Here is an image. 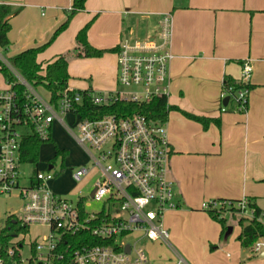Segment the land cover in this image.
<instances>
[{
	"label": "crops",
	"instance_id": "obj_1",
	"mask_svg": "<svg viewBox=\"0 0 264 264\" xmlns=\"http://www.w3.org/2000/svg\"><path fill=\"white\" fill-rule=\"evenodd\" d=\"M0 4L18 10L8 19L7 59L46 43L65 20L72 0H0ZM163 14H169L172 22L166 126L172 148L170 175L178 205L165 215H170V227L174 225V236L183 245L182 225L175 223L185 216L199 215L205 201L252 199L264 213V0H86L84 9L38 54L37 61L44 68L58 55L73 53L67 68L68 87L99 94L113 92L117 85L116 52L76 57L72 49L77 32L90 23L88 43L97 49H113L125 37H145ZM245 60H250L253 69L247 109L237 112L229 101L222 111V81L238 79ZM6 87L0 75V89ZM46 98H50L48 92ZM186 114L208 122L204 126ZM66 120L69 123L71 116ZM60 128L58 122L52 124L50 139L64 150L58 142ZM44 144L39 147L36 173L54 169L55 148L52 158L44 161L40 157ZM22 165L32 166L29 173L19 170L23 172L19 185L27 187L35 180V165ZM53 180L48 186L54 192ZM22 206L18 191L0 195V219L21 215ZM236 229L239 235L240 226ZM203 233L199 239L211 246L216 243L214 249L221 247L220 240H211ZM262 252H258L259 258H264ZM253 253L238 242L235 258L230 252L226 256L233 258L231 261H259L253 259Z\"/></svg>",
	"mask_w": 264,
	"mask_h": 264
},
{
	"label": "built area",
	"instance_id": "obj_2",
	"mask_svg": "<svg viewBox=\"0 0 264 264\" xmlns=\"http://www.w3.org/2000/svg\"><path fill=\"white\" fill-rule=\"evenodd\" d=\"M150 32L145 37L121 40L116 53L117 86L124 90L99 94L87 89L93 104L106 105L116 100L143 103L155 96L167 98L173 59L170 15H160ZM4 62L25 88V100L20 102L9 84L0 89V195L18 191L23 202L20 222L28 227L44 226L47 230L33 239L27 238V234L14 237L8 254L16 257L9 261L12 264H153L142 243L146 241L167 244L174 253V264H186L168 244L169 231L163 221L168 211L178 207L170 175L172 148L166 121L151 120L141 114L81 119L76 106L81 103L84 90L66 86L54 104L35 90L7 59ZM252 70L250 60H245L238 79L222 81L219 98L232 102L237 112L247 109ZM225 110L223 104L222 111ZM69 115L79 135L67 122ZM54 122L72 135L92 162L91 168L77 169L74 180L80 182L93 171L99 174L92 196V190L87 196L77 195L75 201L57 195L48 186L54 178L50 171L37 172L30 186L19 185L22 138L34 134L47 141ZM22 127L29 130L28 134L20 131ZM234 206L243 217H254L247 198L212 199L201 204L203 210L212 211L218 218L227 216ZM257 220L264 227L263 212ZM251 250L264 251V238H259ZM3 261L0 259V264H6Z\"/></svg>",
	"mask_w": 264,
	"mask_h": 264
},
{
	"label": "trees",
	"instance_id": "obj_3",
	"mask_svg": "<svg viewBox=\"0 0 264 264\" xmlns=\"http://www.w3.org/2000/svg\"><path fill=\"white\" fill-rule=\"evenodd\" d=\"M86 0H72V6L65 11L66 18L63 23L54 31L50 39L38 46L24 50L12 57L7 58L9 64L34 88L42 87L50 95V101L54 104L60 98L61 91L67 86L69 79L68 75V63L69 52L58 55L48 62L45 67H42V63L37 61V56L43 52L54 39L63 32L69 25L72 18L85 7ZM18 10H14L7 4H0V48L3 51L7 50L9 41L7 33L10 29L8 19L12 14L17 13ZM90 23L84 25L75 36L74 52L76 57H101L106 52H116L119 46L113 49H97L92 47L87 41V31ZM0 75L5 82L11 85V89L16 92L19 101L25 100L24 90L25 88L19 84L16 78L13 76L9 68L0 61ZM231 81V79H227ZM76 112L81 119H98L104 115H115L117 117H128L132 114H141L151 120L166 121L168 111L170 107L167 106V99L165 96H155L149 102L135 103L132 101L116 100L106 105H95L91 102L90 96L87 90L82 91L81 103L77 104ZM188 117L201 122L204 126L207 124L208 119L202 117H196L186 114ZM51 142V139L42 141L34 134H28L21 140V148L19 154V163H31L36 165L38 162L39 147L43 143ZM67 155L66 150L55 147V155L52 159V164H55L57 158L61 159V169L56 173L54 177L58 176L63 169V160ZM226 200V199H221ZM237 201V200H229ZM248 206L254 210V217L248 219L243 217L239 209L231 207L227 216L233 218L237 225L240 226L241 232L237 239L241 246L245 248H251L252 245L261 237L264 238V227L257 220V217L261 214V210L255 205L252 199H248ZM209 215L218 220L222 226L227 222L226 216L218 218L215 213L209 211ZM28 226L23 225L15 215L7 217L4 222L0 219V259L3 262L13 260L14 257L9 256V249L12 247L11 241L19 234H27Z\"/></svg>",
	"mask_w": 264,
	"mask_h": 264
},
{
	"label": "rangeland",
	"instance_id": "obj_4",
	"mask_svg": "<svg viewBox=\"0 0 264 264\" xmlns=\"http://www.w3.org/2000/svg\"><path fill=\"white\" fill-rule=\"evenodd\" d=\"M73 50V49H72ZM6 51H0V61L4 62V59L6 58ZM73 53H70L69 60L72 59ZM7 66V65H6ZM8 67V66H7ZM37 90L42 96L47 97V91L42 87L34 88ZM123 88H120L116 85L114 91H123ZM114 95V93H113ZM70 125H72V131L79 135L78 129L76 127V123L73 125L71 121H69ZM63 128V127H62ZM61 129V128H60ZM64 129V128H63ZM61 129L59 134V144L64 147V150L67 151V155L65 156L63 160V169L59 173L57 177H54L55 182V190L54 192L59 196H66L72 201H75L77 198V195L80 196H87L89 192L93 188V184L96 182L97 178L99 177V174L93 171V173H90L87 177L82 179V181L77 182L73 178V174L75 171L79 168L86 167L91 168L92 162L88 158L85 151L76 143V141L73 139L72 135L69 134L65 129ZM20 131L22 133H26L29 130L27 128H20ZM56 138V136H55ZM55 142V141H54ZM54 142H49L43 145L41 148L40 157L42 160H47L48 158H52L54 154L53 146L54 148L57 146ZM61 159L57 158L55 160L54 169L52 171V174L54 175V172H58L59 169H61ZM20 168H23L22 171L28 170V173L31 171L32 166L31 165H23L19 166ZM21 171L20 174H23ZM80 191V192H79ZM93 206H97V204L94 203ZM2 209V207H0ZM200 214L199 215H193V216H185L184 220H178L175 225H182V229L184 232L185 237V244H179L176 240L174 233H176V229H174V225L170 227V215H164V221H165V227L169 231V238H168V244L171 246L173 250H176L178 254L185 259L186 264H264V258H259V253H253L254 257L253 259L259 260V261H231L233 258H235L236 254H238V230L236 229L237 222L229 217L226 216L227 222L224 226L221 225L218 220L212 218L209 215V212L206 210H203L200 207ZM20 214L17 216L18 219H20ZM1 222H4V219H1ZM203 234H206L204 236L209 235L211 240H220L221 241V247L215 248L214 246L216 243L209 244L207 241L204 242L200 237V232H203ZM208 229V231H207ZM178 230V229H177ZM46 228L44 226L39 225H30L27 232V238H35V237H41L43 234L46 233ZM181 229L179 230V232ZM180 235V233H178ZM230 243L228 246H223L224 243ZM143 245L146 247L149 257L151 260V263L153 264H174V253L169 248V246L165 243L160 242H154V243H148L146 241L142 242ZM185 245V247H184ZM217 246V245H216ZM23 252H27L26 247L24 248ZM226 252H230L233 254V258H228L226 256ZM258 257V258H257Z\"/></svg>",
	"mask_w": 264,
	"mask_h": 264
},
{
	"label": "water",
	"instance_id": "obj_5",
	"mask_svg": "<svg viewBox=\"0 0 264 264\" xmlns=\"http://www.w3.org/2000/svg\"><path fill=\"white\" fill-rule=\"evenodd\" d=\"M226 102H227V99H225V100L223 101L224 104H226ZM93 192H94V190L91 191L90 196L93 195ZM126 250H127V252H128V251H129V247H127ZM260 256H261V257H264V251L260 254ZM6 264H12V262H11V261H8Z\"/></svg>",
	"mask_w": 264,
	"mask_h": 264
}]
</instances>
